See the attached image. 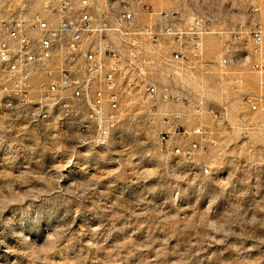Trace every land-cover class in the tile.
Here are the masks:
<instances>
[{"label":"rangeland","instance_id":"rangeland-1","mask_svg":"<svg viewBox=\"0 0 264 264\" xmlns=\"http://www.w3.org/2000/svg\"><path fill=\"white\" fill-rule=\"evenodd\" d=\"M142 2L197 32L203 63L171 80L221 105L222 118L125 100L93 151L70 125L0 123V264H264V99L249 108L264 88L246 63L220 61L228 32L264 30V0ZM96 3L145 17L137 0ZM163 114L209 127L216 145L183 160L171 152L183 139L160 141Z\"/></svg>","mask_w":264,"mask_h":264},{"label":"built area","instance_id":"built-area-1","mask_svg":"<svg viewBox=\"0 0 264 264\" xmlns=\"http://www.w3.org/2000/svg\"><path fill=\"white\" fill-rule=\"evenodd\" d=\"M137 2L144 20L129 9L101 10L96 0H0V123L39 126L80 113L88 128L70 120L77 147L93 151L108 144L125 100L187 104L191 115L219 121L221 105L171 80L176 69L189 71L203 63L197 32L191 25L181 29L173 12ZM224 40L221 63H246L264 88V30L230 31ZM159 75L166 80H158ZM262 99V94L253 96L249 108L257 110ZM178 118L161 116L169 130L160 141L174 134L185 141L173 145V154L192 161L201 142L216 145L209 127L175 125ZM90 126H98V133H90Z\"/></svg>","mask_w":264,"mask_h":264},{"label":"bare ground","instance_id":"bare-ground-1","mask_svg":"<svg viewBox=\"0 0 264 264\" xmlns=\"http://www.w3.org/2000/svg\"><path fill=\"white\" fill-rule=\"evenodd\" d=\"M70 120H75V126L77 128H88V119L80 118V113H67V116H60V119L58 120L57 124L60 126L70 125L73 128V122H71ZM90 133H98V126H90ZM80 146H86V145H80ZM86 147L90 149V146H86ZM180 157L183 158V156ZM202 171L204 174H208L210 172V171L207 172L203 168Z\"/></svg>","mask_w":264,"mask_h":264}]
</instances>
